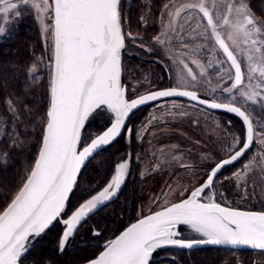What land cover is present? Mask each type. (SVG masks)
Here are the masks:
<instances>
[{"label": "snow or ice", "instance_id": "6c2138e0", "mask_svg": "<svg viewBox=\"0 0 264 264\" xmlns=\"http://www.w3.org/2000/svg\"><path fill=\"white\" fill-rule=\"evenodd\" d=\"M19 3L30 4L41 18L50 21L42 25V31L52 39L50 100L38 156L22 187L0 211V264H23L30 250V238L41 236L55 222L63 224L58 251H65L70 238L75 237L87 219L117 196L130 175L131 160L126 155L116 162L104 186L65 217L62 214L82 168L122 132L131 134L127 121L139 106L164 97H186L210 109L234 113L242 119L245 134L226 145L227 157L207 170L201 185L187 198L139 219L121 235L107 241L103 251L89 264H155L154 253L167 247L191 251L204 245L247 246L264 252V212L224 207L210 194L221 169L243 157L254 142L264 149V138L254 139L264 137V132L255 130L264 128V122L257 121L254 126L250 118V105L264 111V23L258 21L247 0H197L179 7L174 5L175 10L167 13L169 23L161 36L156 37L157 42L164 44L161 37L167 38L169 32L178 35L176 24L181 14L196 10L200 20L206 21L201 37L213 41V46L226 58L217 63H229L230 79L234 70L233 82L225 89L230 94L228 103L209 101L195 91L181 90L202 84L182 59L178 62L187 76L182 72L179 77L181 89L169 88L126 98L121 85V53L125 48L121 0H31V3L19 0ZM17 8L18 4L12 2L5 4L3 12L7 14ZM15 15L20 13L17 11ZM191 19L189 14L185 22ZM4 34L5 29L0 27V35ZM241 61L246 64V72ZM192 63L201 68L203 76L204 68L199 61L194 59ZM35 73L33 67L30 77L36 78ZM238 97L242 100L238 101ZM98 109L109 116V126L84 142L82 131ZM7 111L13 124H18L21 118L12 100L7 103ZM0 123L6 125L7 121ZM13 143H19L18 133ZM172 159L179 157L173 155ZM254 166L264 172V152L259 160L253 157L242 171L234 173L235 179L242 181ZM181 167L187 166L181 164ZM205 196L207 202H203ZM181 226H186L197 238L181 239ZM91 234L94 238L101 235L95 228Z\"/></svg>", "mask_w": 264, "mask_h": 264}, {"label": "rangeland", "instance_id": "374dc122", "mask_svg": "<svg viewBox=\"0 0 264 264\" xmlns=\"http://www.w3.org/2000/svg\"><path fill=\"white\" fill-rule=\"evenodd\" d=\"M12 2L18 4V0H7L0 3V27H3L6 21H13L17 9H10L7 14L3 12L5 4ZM196 2L197 0H166L159 10L155 22L153 21L155 23L153 27L156 26V29H153L154 34L146 44L142 43V39L137 35L139 29L128 26L127 30L123 31L125 48L122 50L121 57L123 52L127 50V45H130L140 53L139 55L142 54V57H153L152 54H157L165 66L164 68H166L162 69V72L159 71V67L156 68L155 66L127 71L124 68L121 73V85H125L129 99L160 88L181 89L179 77L182 72L187 76L183 66L178 62L182 59L188 63L193 73L202 82L194 88L183 90L195 91L210 101L228 103L230 94L225 89L233 82V71L231 72L233 79H230L229 63H217L226 60L222 51L213 46V41L201 37L200 34L206 29V21L200 20L196 10L189 9L181 14L176 24L178 35L169 32L167 38L161 37L165 39L164 44L156 40V37L161 36L165 25L169 23L167 13L175 10L174 5L179 7L183 4ZM123 3L128 6L130 0H123ZM22 5L31 12L38 24L46 49L45 67L49 68L52 39L50 35L42 31V25L50 21L41 18L30 7V4ZM165 5L168 7L165 8ZM189 14H191L192 19L185 22V17ZM255 16L260 23H264L257 14ZM142 22L145 23V20ZM193 29L196 30L193 31ZM202 45L204 47H201ZM146 48L152 50L146 51ZM233 51L235 50L233 49ZM194 59L203 66L205 73L203 76L200 75L201 68L192 63ZM241 64L242 70L246 72V64L243 61ZM221 77L223 78L221 79ZM187 79L190 81L191 78L188 77ZM241 100L242 98L238 97V101ZM221 114L224 113L210 112L181 100L161 101L135 113L128 127L132 130L131 134L127 133L125 136L123 133L120 140L114 145L115 164L127 155L131 160L129 177L132 181L135 179L139 185L140 197L133 213L134 218H139L186 198L192 190L202 183L207 170L212 168L214 163L227 157L229 153L226 145L235 138H243L244 127L240 129L235 126L234 118L237 117L232 114L229 116ZM250 118L254 126L257 121L264 122V111L250 105ZM86 123L83 137L85 142H88V137L99 133L109 124V116L97 110ZM255 130L264 132V128H256ZM262 138L264 137H254L255 140ZM262 152L264 149H261L258 142H254L250 150L241 159L224 168L228 169L227 171L222 172L224 169L220 171L215 181V187L210 192L217 203L241 210L257 211L264 209V172L259 167L254 166L253 171L248 172L242 181L238 182L234 177V173L242 171L244 165L249 163L253 157L259 160ZM173 155L178 156L179 159L173 160ZM181 164L187 167H181ZM126 183L127 179L123 186ZM123 186L122 188H124ZM207 199V196L203 197V202H207ZM180 231L182 232L181 238H197L196 234L186 227H181ZM81 235L84 236L83 240L93 239L92 234L88 237L81 231L76 235L79 241H83L79 239ZM97 241L101 243L92 245V249H95L96 252L102 246V240L98 239ZM70 245H73L72 238H70L67 246ZM229 256L230 259L226 264H242V257L240 258L238 255ZM173 257V262L178 263L176 253ZM252 264H264V254H255Z\"/></svg>", "mask_w": 264, "mask_h": 264}, {"label": "trees", "instance_id": "16d2710c", "mask_svg": "<svg viewBox=\"0 0 264 264\" xmlns=\"http://www.w3.org/2000/svg\"><path fill=\"white\" fill-rule=\"evenodd\" d=\"M165 1L130 0L127 6L121 0L122 30L125 32L128 26L139 29L137 35L142 39V43L146 44L154 34L153 29H156V26L153 27V24L155 25L157 14ZM247 3L264 22V0H247ZM17 11L20 15H14L13 21L4 23L5 34L0 37V120L7 121L6 125L0 123V211L7 207L23 185L37 157L49 106L51 74L49 68L45 67L46 49L38 24L19 0ZM144 20L145 23L142 22ZM130 48L128 45L122 54V70L125 68V71L139 69L142 64L139 58L127 56ZM134 52L140 54L135 49ZM33 67L36 69V78L30 77ZM9 100L13 101L19 112L21 119L18 124H13L12 116L7 111ZM221 115L229 116L227 113ZM234 122L236 127L243 128L239 119L234 118ZM17 133L19 143L14 144L13 137ZM82 140L85 142L83 132ZM114 147L113 145L100 152L82 169L77 186L69 197V211L99 190L108 180L116 160ZM131 181H128L121 191V202L113 203L110 208L106 207L100 214H95L92 225L101 232L104 240L117 233L127 222L126 218L129 222L135 219L133 213L140 192L135 179ZM257 211L264 212V209ZM92 225L85 227L83 234L89 237ZM62 230L61 224L55 222L41 236L30 238V250L24 256L23 264H83L95 255L96 250L92 249L91 244H85L77 238L72 240L73 245L67 246L63 253L58 251ZM159 252L164 251L157 253ZM255 254L258 253L217 248L179 250L178 263L171 264H226L230 259L229 255L242 257V264H252Z\"/></svg>", "mask_w": 264, "mask_h": 264}, {"label": "flooded vegetation", "instance_id": "af4514ba", "mask_svg": "<svg viewBox=\"0 0 264 264\" xmlns=\"http://www.w3.org/2000/svg\"><path fill=\"white\" fill-rule=\"evenodd\" d=\"M128 46V45H127ZM129 47H130V45H129ZM152 54V53H151ZM142 55V54H141ZM141 55H138L137 53H135L134 52V48H130V50H129V52H127V56L128 57H132V56H135V57H137V58H139L141 61H142V64H141V68L140 69H143L144 67L146 68V66H151V67H153V66H155L156 68L157 67H159L158 69H159V71H163L162 69H166V68H164L165 66L163 65V63L159 60V58H158V55L157 54H152L151 56H153V57H147V56H141ZM131 70V69H130ZM167 71V70H166ZM161 82V81H160ZM124 85V84H123ZM125 86V85H124ZM160 89H162V88H160ZM127 92H128V90H127ZM147 93V92H146ZM144 94V93H143ZM141 95V94H140ZM126 96H127V98H128V94H126ZM200 96H201V94H200ZM202 97V96H201ZM203 98V97H202ZM129 99V98H128ZM150 106V105H149ZM149 106H146V107H144V108H141V109H139L138 111H140V110H142V109H145V108H147V107H149ZM138 111H136V112H138ZM135 112V113H136ZM135 115V114H134ZM134 115L131 117V119L134 117ZM131 119L130 120H128L127 121V128L129 127V123H131L130 121H131ZM109 125V124H108ZM107 125V126H108ZM106 126V127H107ZM105 127V128H106ZM104 128V129H105ZM103 129V130H104ZM103 130H101V131H103ZM100 131V132H101ZM83 132V131H82ZM99 132V133H100ZM123 133L124 132H122L121 133V135H120V137L117 139V141L114 143V144H112L111 146H113V145H115L119 140H120V138H121V136L123 135ZM125 136H127V133H125ZM111 146H109V147H111ZM109 147H107V148H109ZM106 148V149H107ZM106 149H104V150H106ZM104 150H102V151H104ZM102 151H100V152H102ZM99 152V153H100ZM99 153H97L96 155H98ZM95 155V156H96ZM115 165V164H114ZM128 181H131V177H129L128 176V178H127V182ZM104 186V185H103ZM124 187V186H123ZM122 189L123 188H121V190L118 192V194H117V196H116V198L115 199H113L110 203H108L107 204V206H104V207H102V208H100L99 210H97L94 214H92L91 216H90V218L89 219H87V221L83 224V226L82 227H80L79 228V231L77 232V234H79L81 231H84V228L85 227H87V226H90V225H92V221L94 220V218H95V216L99 213H101V211L104 209V208H106V207H109L110 208V205H112L113 203H118V202H121L122 201V198L123 197H121V199H120V195H121V191H122ZM98 191V190H97ZM96 191V192H97ZM85 201V200H84ZM84 201H82V202H80V203H78L71 211H69L68 210V207H69V201H68V203H67V206H66V211H65V213L64 214H62V215H64L65 217L66 216H68V215H70L71 214V212L72 211H74L80 204H82ZM108 208V209H109ZM107 210V209H106ZM69 211V212H68ZM156 211V210H155ZM103 212V211H102ZM153 212V211H152ZM68 213V214H67ZM96 214V215H95ZM94 216V217H93ZM93 217V218H92ZM92 218V219H91ZM137 218H135L134 220H136ZM126 220H127V222L125 223V225L122 227V228H124L125 226H127L128 224H130L131 222H133V221H131V222H129V219H127L126 218ZM61 224V226L63 227V224L62 223H60ZM91 228L93 229V228H95V226H91ZM121 228V229H122ZM120 229V230H121ZM180 229H181V227H180ZM119 230V231H120ZM118 231V232H119ZM117 232V233H118ZM101 233V232H100ZM117 233H115V234H117ZM76 234V235H77ZM114 234V235H115ZM76 235H75V237L74 238H72V240L74 241L75 239H76ZM113 235V236H114ZM112 236V237H113ZM91 237L93 238V239H91V240H87V239H85V240H83L84 239V236L83 235H81L80 236V238L79 239H82L83 241L82 242H84L85 244L87 243V244H91V245H96V244H99V243H101V242H96V240H102V244H104L107 240H109L110 238H112V237H110V238H108V239H106V240H104L103 239V236H99V237H93V235H91ZM181 238V237H180ZM181 239H184V238H181ZM158 251H161V250H158ZM164 252L163 253H154V257H155V264H171V262H173V255H175V253L177 254V251H179V250H173V249H166V250H163Z\"/></svg>", "mask_w": 264, "mask_h": 264}, {"label": "water", "instance_id": "95a60500", "mask_svg": "<svg viewBox=\"0 0 264 264\" xmlns=\"http://www.w3.org/2000/svg\"><path fill=\"white\" fill-rule=\"evenodd\" d=\"M121 62H122V57H121ZM233 71V75H234V70H232ZM121 73H122V71H121ZM50 79H51V75H50ZM124 89H125V87L124 86H122ZM166 89H169V88H162V89H156V90H153V91H149V92H155V91H158V90H166ZM181 90H183V89H181ZM149 92H147V93H149ZM125 93H126V90H125ZM147 93H144V94H147ZM197 93V92H196ZM144 94H141V95H144ZM199 96H200V94L199 93H197ZM139 96V95H138ZM138 96H136V97H133V98H137ZM201 97V96H200ZM127 98V97H126ZM132 99V98H131ZM49 100H50V97H49ZM165 100H181V101H185V102H187V103H190V104H192V105H195V106H198V107H200V108H203V109H205V110H207V111H210V112H214V113H228V114H232V115H234V116H236L240 121H241V123L243 124V127H244V130H245V125H244V123H243V121H242V119L240 118V117H238L236 114H234V113H230V112H227V111H225V110H221V109H210V108H208V107H206L205 105H200V104H198L197 102H195V101H192V100H190V99H188V98H186V97H164V98H161V99H159V100H157V101H151V102H148V103H146V104H144V105H141V106H139V108L138 109H136L135 110V112L136 111H138L139 109H141V108H144V107H146V106H149V105H152V104H155V103H158V102H161V101H165ZM210 101V100H209ZM218 103V102H217ZM99 110V109H98ZM97 111V110H96ZM109 126V125H108ZM107 126V127H108ZM106 127V128H107ZM105 128V129H106ZM104 129V130H105ZM100 133H102V131L100 132ZM120 137V136H119ZM118 137V138H119ZM117 138V139H118ZM117 139L115 140V141H113L110 145H108V146H106V147H104L102 150H104V149H106L107 147H109V146H111L112 144H114L116 141H117ZM40 147H41V144H40ZM39 147V148H40ZM102 150H100V151H102ZM250 150V149H249ZM248 150V151H249ZM39 151V150H38ZM99 151V152H100ZM98 152V153H99ZM37 156H38V154H37ZM37 158V157H36ZM242 158V157H241ZM240 158V159H241ZM237 162V161H236ZM88 163V162H87ZM86 163V164H87ZM235 163V162H234ZM227 166H229V165H227ZM227 166H225V167H227ZM224 167V168H225ZM84 168V167H83ZM82 168V169H83ZM223 168V169H224ZM222 170V169H221ZM219 174V173H218ZM201 185V184H200ZM199 185V186H200ZM199 186H197V187H199ZM22 187V186H21ZM189 196V195H188ZM187 196V197H188ZM186 197V198H187ZM116 198V197H115ZM114 198V199H115ZM185 199V198H184ZM183 200V199H182ZM181 201V200H180ZM180 201H178V202H175V203H179ZM172 204H174V203H172ZM171 205V204H170ZM170 205H168V206H170ZM221 206H223V205H221ZM165 207H167V206H165ZM224 207H227V206H224ZM164 208V207H163ZM163 208H161V209H158V210H156V211H153V212H151V213H148V214H146V215H144V216H141V217H139V218H137L136 220H134L133 222H131L130 224H128L127 226H125L124 228H122L117 234H115L112 238H110L109 240H107V241H110V240H112V239H115L116 237H118L119 235H121L124 231H126V229L128 228V227H130L132 224H134V223H136L139 219H141V218H143V217H146V216H148V215H152V214H154L155 212H157V211H161ZM229 208H231V207H229ZM232 209H235V208H232ZM237 210H241V209H237ZM242 211H249V210H242ZM255 212H259V211H255ZM181 227H186V226H181ZM106 241V242H107ZM105 242V243H106ZM105 243L104 244H102V246L101 247H99L98 248V250H97V252L95 253V255L89 260V261H87V262H85V263H83V264H89V262L91 261V260H93V259H95V258H97L98 256H99V254L103 251V248H104V245H105ZM205 248H217V249H229V250H235V251H249V252H255V253H261V254H264V252H261V250H257V249H252V248H250V247H247V246H242V247H238V248H231V247H228V246H211V245H204V246H200L199 248H194V249H192V250H199V249H205ZM166 249H173V250H182V251H189V250H185V249H179V248H176V247H167V248H164V249H160V250H166ZM191 250V251H192Z\"/></svg>", "mask_w": 264, "mask_h": 264}]
</instances>
